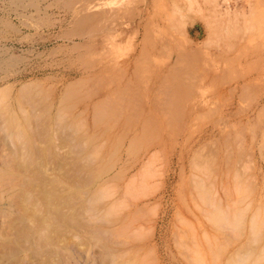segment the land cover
<instances>
[{
    "label": "bare ground",
    "instance_id": "obj_1",
    "mask_svg": "<svg viewBox=\"0 0 264 264\" xmlns=\"http://www.w3.org/2000/svg\"><path fill=\"white\" fill-rule=\"evenodd\" d=\"M219 28L214 22L209 30ZM189 43L175 58L173 93L193 87L185 62L199 52ZM215 80V88L223 83ZM94 81L98 88L82 81L58 95L29 81L12 99V87L0 88V264H264L262 146L249 147L245 163L234 161L247 150L243 138L235 145L237 138L227 136L203 151L205 142L193 145L214 131L199 130L171 152V171L158 170L155 157L171 125L167 133L145 131L172 104L158 109ZM77 107L84 116H75ZM184 121L175 131L189 134ZM175 192L167 220L164 202Z\"/></svg>",
    "mask_w": 264,
    "mask_h": 264
},
{
    "label": "rangeland",
    "instance_id": "obj_2",
    "mask_svg": "<svg viewBox=\"0 0 264 264\" xmlns=\"http://www.w3.org/2000/svg\"><path fill=\"white\" fill-rule=\"evenodd\" d=\"M188 2L0 0V61L4 60L0 88L12 87L7 92L12 99L21 84L41 81V91L48 88L58 95L82 81L88 89L98 88L94 81L98 78L102 87L118 88L131 101L152 100L158 109L165 103L174 107L168 116L150 120L145 131L146 136L166 132L165 125H171L163 149L158 148L156 169L171 171V152L179 150L187 135L196 140L199 130L214 131L193 145L195 149L205 142L203 151L233 136L235 145L243 138L247 150L233 160L245 163L249 147L264 150V0ZM214 22L221 28L212 33ZM189 42L199 52L195 60L185 62V68L194 71L188 78L193 87L173 93L171 84L179 67L175 58ZM212 76L223 83L213 87ZM235 84L238 88L232 91ZM201 95L203 100L198 101ZM192 102L199 104L194 110L189 108ZM81 111L75 108V116H84ZM122 116L119 123L125 119ZM182 121L189 134L175 131ZM110 131L120 129L115 124ZM235 145L233 149L240 147ZM260 162L264 166V159ZM170 181L178 190L177 177ZM176 195L165 199L167 220L175 212Z\"/></svg>",
    "mask_w": 264,
    "mask_h": 264
}]
</instances>
